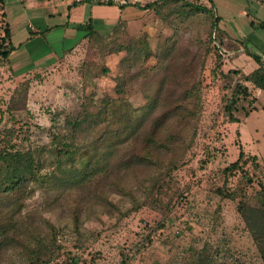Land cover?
<instances>
[{
  "label": "rangeland",
  "instance_id": "374dc122",
  "mask_svg": "<svg viewBox=\"0 0 264 264\" xmlns=\"http://www.w3.org/2000/svg\"><path fill=\"white\" fill-rule=\"evenodd\" d=\"M214 1L216 14L227 31L232 29L233 22L243 23L248 31V46L253 48L257 41L264 44V12L256 11L258 0L255 3H249V0ZM185 2L162 0L156 4L153 13L157 24H153V38L147 34L140 38L120 35L94 44L85 43L48 72L31 75L27 110L17 114L14 123L22 133L21 145L37 148L48 144L54 122L78 115L85 98L94 97V111L99 110L106 95L119 98L115 81L124 73L126 54L119 50L129 40L134 49L146 48L143 37L147 36L152 51L158 56H166L174 49L177 53L189 41L196 49L209 43L213 18L196 9L207 7L199 1L191 2L194 6H187ZM243 9L250 13L249 17L239 15ZM1 40L0 36V46ZM259 49L254 51L255 55H263ZM225 59L231 61L229 53ZM155 63L153 57L150 66ZM19 83L0 57L2 112L7 110ZM254 96L258 109L254 108L252 99L232 105V119L229 117L233 125L229 136L219 146L222 150L215 147L210 150L211 142L207 136H199L201 117L195 135L191 133V138L194 135L192 146L173 172L170 186L155 198L156 202H150L156 203V207L151 204L135 211L130 203L113 194L110 199L125 215L109 210L108 214H100L97 221H85L77 230L68 215L43 213L38 191L29 201L28 212L37 221L44 216L58 228L55 257L46 264H262L253 238L238 213L240 206L261 205L260 194L264 192V92L256 90ZM122 98L128 99L134 108L145 104L140 92ZM109 109L114 111L110 123H103L102 114L94 125L83 124L78 133L79 146L86 148L97 143L99 147V169L95 165L93 173L104 167V152L110 141L116 136H126L123 130L128 121L126 102L117 101ZM247 112L252 113L245 119ZM14 124L5 114L0 126ZM240 131L246 144V163L243 162L241 169L230 171L228 168L234 156L226 149V141L233 136V144L239 150L243 146ZM209 138L217 139V136ZM205 245L206 249L202 250ZM191 251H196L199 256L193 259Z\"/></svg>",
  "mask_w": 264,
  "mask_h": 264
},
{
  "label": "trees",
  "instance_id": "16d2710c",
  "mask_svg": "<svg viewBox=\"0 0 264 264\" xmlns=\"http://www.w3.org/2000/svg\"><path fill=\"white\" fill-rule=\"evenodd\" d=\"M185 5L194 6L189 2ZM196 9L213 18L209 43L196 49L189 41L177 53L174 49L166 56H158L152 51L147 36L143 37L146 48L134 49L129 40L119 50L126 53L124 73L115 81L119 98L106 95L98 111L93 110L94 97L85 98L78 115L54 122L49 131L50 142L45 146L25 147L19 141L22 133L14 123L16 115L27 110L31 81L26 79L18 84L7 110H0V124L5 114L14 124L0 126V264H46L55 257L58 228L44 216L37 221L28 212L29 201L38 191L43 213H64L73 220L77 230L85 221H97L100 214H108L109 210L124 216L121 207L110 199L113 194L130 203L135 211L151 205V201L156 202L155 198L164 194L198 130L203 114V73L207 60L216 55L220 62L221 49L233 47L219 29L220 18L215 10ZM120 35L130 38L122 27H117L108 36L91 35L88 43L111 40ZM8 39L9 32L5 29L0 57L7 65L11 53V48L6 45ZM153 57L156 63L150 66ZM253 58L259 68L242 76V80L264 91V63L258 55L253 54ZM237 74L233 71L224 76L228 87L232 88ZM138 92L145 100L140 108H134L128 99L122 98ZM232 94L225 101V113L231 119L232 105L247 100L250 92L242 81H238ZM120 100L126 102L128 113V121L123 126L126 136H116L110 141L104 152V167L93 173L95 165L99 169V147L97 143L86 148L79 146L78 133L83 124L94 125L102 114L103 123H110L114 111L109 106ZM245 158L241 148L239 160L228 170L241 169L243 162L246 163ZM260 196L261 205L240 206L238 213L264 264V192ZM152 205L157 206L156 203ZM190 254L193 259L199 256L196 251Z\"/></svg>",
  "mask_w": 264,
  "mask_h": 264
},
{
  "label": "crops",
  "instance_id": "0c3cea01",
  "mask_svg": "<svg viewBox=\"0 0 264 264\" xmlns=\"http://www.w3.org/2000/svg\"><path fill=\"white\" fill-rule=\"evenodd\" d=\"M161 1L145 0L143 7L119 8L86 0L81 2L76 0H0L1 38L4 36L5 29L9 32V39L6 41V45L11 48L8 61L9 70L17 82L30 79L31 75L48 72L67 54L80 50L85 43H88L91 35L108 36L117 27H122L134 38H140L146 34L153 38V24H157L153 11L156 4ZM183 1L190 3L199 1L208 9H214L216 12L214 0ZM254 1L256 0L248 2L255 3ZM258 2L259 6L255 8L256 11L264 12V3L261 0ZM239 15L249 17L250 13L243 9L240 10ZM219 29L225 33L226 41L233 44L232 48H226L231 61L220 63L216 55H212L207 60L208 73L213 77L216 75L224 77L230 72L239 71L234 78H239L238 80L248 87L250 92L248 99L255 101L254 108L258 109L256 107L257 98L254 95L255 91L260 89L245 83L242 76L249 75L259 68L253 54H256L254 51L262 46L258 51L263 55L258 56L264 63V44L257 41L256 46L252 44L254 49L249 47L246 42L249 40L248 31L243 23L233 22L232 29L227 31L220 22ZM248 116H245V119ZM232 137L227 139L226 149H229L234 156L233 163H235L239 160L241 148L245 154L247 150L241 131L240 138L243 146L239 150H236L237 147L234 146Z\"/></svg>",
  "mask_w": 264,
  "mask_h": 264
},
{
  "label": "built area",
  "instance_id": "2783aa9c",
  "mask_svg": "<svg viewBox=\"0 0 264 264\" xmlns=\"http://www.w3.org/2000/svg\"><path fill=\"white\" fill-rule=\"evenodd\" d=\"M81 2L83 0H76ZM97 4L113 5L119 8L125 7H143L145 5V0H86ZM222 59L221 62L226 61L228 56V51L221 49L220 52ZM239 78H234L232 88L226 85L225 79L222 75L211 76L208 73V69L205 68L203 73V88H202V124L199 129V136L201 134L207 136L210 140V150L211 147L214 149L218 148L222 150L219 146L224 143L225 139L229 136L231 131L232 122L230 121L229 115L225 113V107L227 106L226 100L232 97V89L238 83ZM216 125V126H215ZM209 136H217V139H211ZM204 140V139H203Z\"/></svg>",
  "mask_w": 264,
  "mask_h": 264
}]
</instances>
